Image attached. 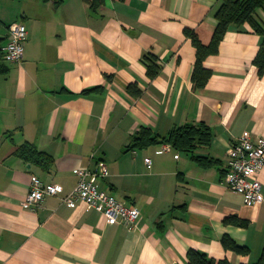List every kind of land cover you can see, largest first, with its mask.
<instances>
[{"label":"crops","instance_id":"1","mask_svg":"<svg viewBox=\"0 0 264 264\" xmlns=\"http://www.w3.org/2000/svg\"><path fill=\"white\" fill-rule=\"evenodd\" d=\"M220 0H0V264H186L195 249L229 264L254 263L264 248L263 201L246 205L224 183L227 151L243 132L264 136V72L253 60L261 37L231 26L203 64L211 75L194 88L196 50L184 29L211 41ZM23 22L21 63L4 52L7 27ZM160 65L147 75L145 56ZM209 127L193 153L160 142L184 124ZM141 128L157 142L131 147ZM29 142L49 154V168L24 160ZM171 146V145H170ZM177 154V157L175 156ZM194 156L215 161L199 165ZM145 158H150L148 168ZM108 172L99 188L140 211L134 226L108 223L95 208L69 207L60 195L40 208L21 206L30 177L77 183L76 170ZM248 221L224 224L226 216ZM228 235L248 255L223 248Z\"/></svg>","mask_w":264,"mask_h":264},{"label":"trees","instance_id":"2","mask_svg":"<svg viewBox=\"0 0 264 264\" xmlns=\"http://www.w3.org/2000/svg\"><path fill=\"white\" fill-rule=\"evenodd\" d=\"M262 16H264V0H220V4L215 11L217 22L212 33L211 41L208 44L201 43L193 30L188 28L184 29L185 36L191 40L196 50L195 62L190 76L194 88L198 89L205 86L211 75V70L204 66L203 61L207 55L217 52L221 39L231 26L240 28L246 25L261 37L259 49L253 63L257 66L258 74H263L264 17ZM1 55L2 53L0 51V72H3L6 70V67L2 63L3 58ZM145 59L147 61V75L150 78H154L160 68V65L157 63V58L152 55H147ZM210 140L211 132L209 127L200 123L198 125L184 124L176 126L160 142L169 143L172 148L179 152L191 154L197 146L207 145ZM157 141V137L153 136L149 128H141L138 135L133 137L131 147L142 148ZM16 154L20 158L34 162L43 168H49L53 162L49 154L40 151L35 145L29 142H24L19 145L16 149ZM193 159L201 166H208L215 163L214 160L203 156H194ZM223 223L240 227H246L248 225L247 220L235 215L224 217ZM221 243L224 249L231 250L237 254L248 255L250 253L249 247L237 244L228 235L222 236ZM186 264H229V261L226 258L215 260L203 252L190 249L186 254ZM251 264H264V248L260 252L258 259Z\"/></svg>","mask_w":264,"mask_h":264},{"label":"built area","instance_id":"3","mask_svg":"<svg viewBox=\"0 0 264 264\" xmlns=\"http://www.w3.org/2000/svg\"><path fill=\"white\" fill-rule=\"evenodd\" d=\"M8 41L4 47L6 58L21 63L28 33L23 22H13L7 27ZM170 144L162 150H170ZM177 157V154L175 155ZM146 166H151L150 158H145ZM264 167V136L252 138L250 132H243L234 140L227 151L225 186L242 195L246 205H255L263 201L261 183L256 174ZM77 183L69 192L64 193L60 184L44 183L36 175H31L29 190L21 206L36 210L40 208L46 196L60 195L61 201L69 207L79 202L97 209L110 223H122L134 226L140 211L116 199L110 192L99 188L98 179L107 175V164L99 160L94 169H77Z\"/></svg>","mask_w":264,"mask_h":264},{"label":"rangeland","instance_id":"4","mask_svg":"<svg viewBox=\"0 0 264 264\" xmlns=\"http://www.w3.org/2000/svg\"><path fill=\"white\" fill-rule=\"evenodd\" d=\"M261 14V13H260ZM262 15V14H261ZM262 17H264V16H262Z\"/></svg>","mask_w":264,"mask_h":264}]
</instances>
